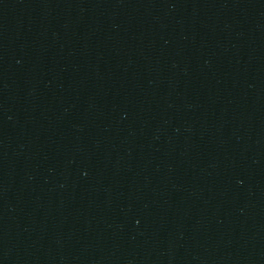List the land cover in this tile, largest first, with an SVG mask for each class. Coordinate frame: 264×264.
<instances>
[{
  "label": "water",
  "instance_id": "95a60500",
  "mask_svg": "<svg viewBox=\"0 0 264 264\" xmlns=\"http://www.w3.org/2000/svg\"><path fill=\"white\" fill-rule=\"evenodd\" d=\"M0 264H264V0H90L2 69Z\"/></svg>",
  "mask_w": 264,
  "mask_h": 264
}]
</instances>
